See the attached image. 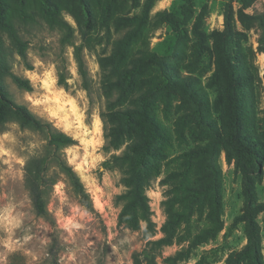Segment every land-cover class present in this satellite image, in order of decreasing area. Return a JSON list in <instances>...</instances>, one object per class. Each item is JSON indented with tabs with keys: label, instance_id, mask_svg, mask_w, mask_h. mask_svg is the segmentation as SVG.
Segmentation results:
<instances>
[{
	"label": "rangeland",
	"instance_id": "1",
	"mask_svg": "<svg viewBox=\"0 0 264 264\" xmlns=\"http://www.w3.org/2000/svg\"><path fill=\"white\" fill-rule=\"evenodd\" d=\"M228 1L155 0L148 23L131 46L130 55L147 45L164 59L169 71L191 75L196 91L186 102L176 93H162L155 103L153 113L162 136L145 167L150 177L144 188L150 223L140 221L136 228L118 222L126 163L115 157L131 139L125 134L117 146H108L100 116L113 106L106 105L101 90L99 57L111 52L123 29L98 24L85 29L73 18V4L61 12L69 28L52 26L32 4L36 21L15 18L17 37L0 30L7 71L31 84V90L19 88L6 72V99L25 105L75 140L61 150L62 157L78 175L93 207L88 210L80 204L66 178L50 163L47 173L55 176L56 182L46 192L48 216L36 215L25 185L24 166L30 157L42 155L46 136L22 127L15 119L0 123V264H134L135 259L140 264H223L230 252L246 243L244 222H235L245 199L246 173L251 180L252 201L263 206L255 218L264 264V163L249 167L244 161L237 162L223 143L225 104L220 94L227 79L220 70L221 37L217 32L224 30L223 10ZM231 5L226 49L230 63L238 70L243 131L261 139L264 45L253 16L264 13V0H252L248 7L232 0ZM203 9L200 41L194 22ZM137 11L138 7L131 9ZM157 11L170 13L173 23H157ZM76 50L84 63L88 89L78 70ZM151 75L147 71L138 79ZM196 114L202 115L207 128L210 125L222 136L216 150L220 175L214 221L209 197H195L189 188L194 165L184 174V153L201 143L195 140L200 131L194 122ZM173 211L187 214L172 227L166 244H153L165 235L163 226Z\"/></svg>",
	"mask_w": 264,
	"mask_h": 264
},
{
	"label": "trees",
	"instance_id": "2",
	"mask_svg": "<svg viewBox=\"0 0 264 264\" xmlns=\"http://www.w3.org/2000/svg\"><path fill=\"white\" fill-rule=\"evenodd\" d=\"M155 0H0V30L12 37H17L14 19L23 22L36 21L32 11V4L38 8L45 21L52 26L69 28L61 17L68 4L75 22L85 29L95 24L108 28H122L123 32L115 38L112 50L107 55L99 57L101 69V90L106 105L113 106L111 110L101 111L104 138L108 146H117L125 134H129L131 141L122 154L115 157L126 163L125 175L121 181L125 187L119 195L122 201L118 213V222L136 228L140 221L150 223V207L145 186L149 183V175L145 167L149 165L154 155L155 145L162 136L158 120L154 116V107L160 94H178L182 101L194 98L196 91L194 78L191 75L174 74L166 68L164 59L151 51L147 45L137 49L130 55L134 41L140 38L141 33L150 19V9ZM229 0L223 10L224 30L217 32L221 37L219 64L227 83L223 87L221 100L225 104V133L224 145L231 151L235 161H244L249 167H259L264 163V133L263 137L256 138L243 131V107L240 97L238 70L230 63L226 49L227 36L231 31L232 5ZM242 7H248L252 0H238ZM138 7L139 11L131 12ZM204 9L196 17L194 32L200 41L202 31H198ZM157 23H173L172 15L166 11L155 13ZM261 31L260 42L264 45V13H256ZM17 40V38L15 39ZM78 70L83 80V86L88 89L86 71L81 56L76 50ZM3 41L0 38V123L15 119L22 127L44 133L46 143L42 155L30 157L24 166L25 185L28 189L34 212L38 216L47 217L46 192L56 182V177L49 175L48 166L52 163L59 173L63 174L78 201L86 209L91 210L92 202L84 189L78 175L63 159L61 150L75 143V140L62 130L57 129L49 121H43L35 116L25 105L17 104L6 99L3 76L6 74L7 58ZM21 55L24 57L23 51ZM151 71L152 75L140 80L138 77ZM14 83L22 89L31 90L27 78L8 72ZM199 113V110L197 111ZM195 125L200 128L195 140L196 144L184 153L186 170L194 165V179L189 187L195 197H209L212 204L210 211L214 221L217 201L219 197L220 168L216 160L217 146L222 140L218 132L206 127L201 114L194 117ZM127 126V127H126ZM205 126V127H204ZM133 127V129H130ZM197 133H195L196 135ZM245 199L241 213L235 217V222H244L246 243L239 250L229 253L223 264H263L261 254L260 230L256 221V213L263 209L260 204L252 201L251 180L246 173ZM182 201V199H179ZM187 213L169 212L164 223L165 235L152 241L160 246L170 239V230ZM134 264H140L135 259Z\"/></svg>",
	"mask_w": 264,
	"mask_h": 264
}]
</instances>
